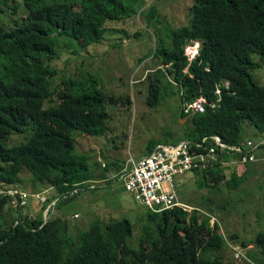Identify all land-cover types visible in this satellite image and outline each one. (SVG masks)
Wrapping results in <instances>:
<instances>
[{
	"label": "trees",
	"instance_id": "16d2710c",
	"mask_svg": "<svg viewBox=\"0 0 264 264\" xmlns=\"http://www.w3.org/2000/svg\"><path fill=\"white\" fill-rule=\"evenodd\" d=\"M135 1L24 0L26 12L21 19L10 26L0 22L1 189L19 186L26 170L60 196L75 189L78 195L112 172L115 163L99 172L88 156L75 151V134L103 136L112 122L111 106H129L131 97L109 93L95 77L86 83L68 78L58 86L52 63L58 58L59 37L81 49L98 45L110 23L131 15ZM167 38L171 41L157 40L153 54L158 68L147 77L148 105L154 108L161 103L162 71L180 88L183 107L200 97L210 102L220 99L215 111L208 108L204 114L188 116L182 108L187 123L180 125L177 143L219 136L228 146H243L246 121L264 133V84L257 81L264 76V0H193L189 23L171 29ZM191 41H201L192 62L185 55ZM225 81L229 87L222 85ZM16 135L27 138L11 145ZM158 144L151 142L147 153ZM228 152L220 156L230 163L224 168L217 164L188 174H194L202 186L211 179L238 188L247 173H239L242 166L235 163L240 154ZM9 200L0 195V264H229L219 255L229 240L218 222L211 223L210 214L200 220L196 210L152 213L145 209L149 224L135 248L128 242L133 235L128 219H110L75 233L61 216H50L45 222L27 215L9 224L5 214L6 207L12 210ZM238 238L230 236L232 241ZM249 244L240 242L243 248ZM251 244L264 254V233Z\"/></svg>",
	"mask_w": 264,
	"mask_h": 264
},
{
	"label": "rangeland",
	"instance_id": "374dc122",
	"mask_svg": "<svg viewBox=\"0 0 264 264\" xmlns=\"http://www.w3.org/2000/svg\"><path fill=\"white\" fill-rule=\"evenodd\" d=\"M193 0H138L131 7V15L119 23H110L109 31L102 42L87 49H81L71 40L59 37L58 58L52 63L56 85H64V80L72 78L77 83L97 78L100 86L114 95H129L131 105L111 106L112 122L103 136L76 135L75 151L89 157L91 164L103 169V165L115 163L110 171L117 174L128 167L131 159L138 160L147 154V147L156 141L159 145L177 144L181 128L187 123L182 118L183 108L180 88L169 77L161 73V103L150 107L148 93L149 72L156 71L158 62L153 54L157 40L171 39L167 34L171 29L189 23L190 7ZM26 12L24 0L0 1V22L10 26L21 19ZM201 42V41H200ZM198 44L199 41H198ZM264 84L263 78L257 79ZM26 135H16L11 145L26 140ZM264 133H259L249 122L244 123L242 142L263 143ZM257 161L240 167L239 173L246 171V177L236 189H229L224 181L214 183L209 179L202 186L194 180V174L176 177V185L182 202L188 212L197 211L200 220L206 214L212 216L211 223L218 222L221 232L229 241L237 234L238 239L250 244L244 248V256L235 258L232 249L226 246L219 255L229 264H264V254L251 244L259 233H264V146L255 152ZM121 166V169L117 166ZM209 176V175H208ZM182 180V181H181ZM96 183L76 197L65 202L47 182L35 180L28 171L20 175L19 187L29 193H41L58 200L51 216H61L70 222L71 233L86 230L95 223H106L110 219H128L133 224V235L128 240L132 247H139L140 236L148 226L145 208L135 198L125 192L121 182L114 180ZM181 181V182H180ZM119 182V183H117ZM94 187V188H92ZM36 200H29V209L37 216L42 210ZM76 212V213H75ZM76 219H72L73 214ZM7 222L27 214L12 212L6 207ZM153 227V226H152Z\"/></svg>",
	"mask_w": 264,
	"mask_h": 264
},
{
	"label": "built area",
	"instance_id": "2783aa9c",
	"mask_svg": "<svg viewBox=\"0 0 264 264\" xmlns=\"http://www.w3.org/2000/svg\"><path fill=\"white\" fill-rule=\"evenodd\" d=\"M199 43L198 41H191L185 47V55L190 62L199 53L201 42L199 41ZM222 85L229 87L230 83L225 81ZM217 94H221L220 85L217 86ZM219 102L220 99L216 102H210L206 98L200 97L191 103L185 104L183 112L188 116H192L197 113L204 114L208 108L215 111L219 107ZM261 145H264V142L256 145L252 141H248L243 143V146H228L219 136L206 137L202 142L184 140L177 144H158L152 152L147 153L142 158L138 160L131 159L128 167L121 172L117 174L107 173L102 182L114 180L121 182L125 192L131 194L136 201L152 213H162L175 208L184 210L187 206L182 202V197L179 195L176 177L183 178L195 169L200 167L211 169L217 164H220L219 169H222L230 164L220 159V156L229 153L228 151L240 154V159L235 162L239 166L254 163L257 161L255 151ZM219 148L222 150L221 152L217 151ZM201 150H205V152ZM103 168H106V165H103ZM98 182L101 181H97L95 184ZM78 190L67 192L60 198L67 200L70 197H76ZM0 195L9 196L11 209L14 212H22L23 214H26L29 200H36L39 209L43 212L42 219L45 222L54 213L58 204V200L51 201V198L47 195L29 193L19 186L14 189L0 188ZM77 217V214H73L72 219ZM16 224H18V221H16ZM227 244L232 249L235 258L244 256V248L240 244L232 241L227 242Z\"/></svg>",
	"mask_w": 264,
	"mask_h": 264
},
{
	"label": "crops",
	"instance_id": "0c3cea01",
	"mask_svg": "<svg viewBox=\"0 0 264 264\" xmlns=\"http://www.w3.org/2000/svg\"><path fill=\"white\" fill-rule=\"evenodd\" d=\"M263 142H264V139H263ZM256 152V151H255ZM145 156V155H144ZM261 161H264V157H261V159H260ZM250 165V164H249ZM240 168V167H239ZM238 168V169H239ZM240 171V170H239ZM39 208V207H38ZM40 210V209H39ZM76 213V212H75ZM74 213V214H75ZM26 214L27 215H29V216H32V217H35V218H38V219H41L42 217H43V212L41 213V215L40 216H37V215H35V214H33L32 212H31V210L29 209V207L27 208V210H26ZM78 214V213H77ZM72 229V228H71Z\"/></svg>",
	"mask_w": 264,
	"mask_h": 264
}]
</instances>
